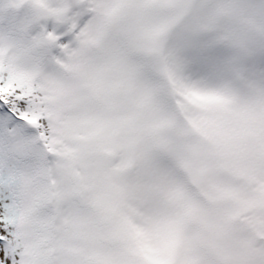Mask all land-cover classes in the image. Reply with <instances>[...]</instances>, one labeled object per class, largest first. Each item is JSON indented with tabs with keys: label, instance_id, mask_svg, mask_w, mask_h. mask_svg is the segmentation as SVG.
I'll return each instance as SVG.
<instances>
[{
	"label": "snow or ice",
	"instance_id": "obj_1",
	"mask_svg": "<svg viewBox=\"0 0 264 264\" xmlns=\"http://www.w3.org/2000/svg\"><path fill=\"white\" fill-rule=\"evenodd\" d=\"M0 264H264V0H0Z\"/></svg>",
	"mask_w": 264,
	"mask_h": 264
}]
</instances>
